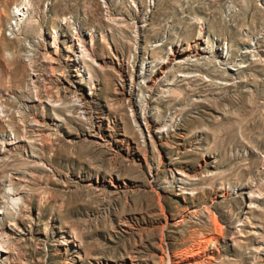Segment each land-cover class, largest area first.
Here are the masks:
<instances>
[{
	"label": "rangeland",
	"instance_id": "obj_1",
	"mask_svg": "<svg viewBox=\"0 0 264 264\" xmlns=\"http://www.w3.org/2000/svg\"><path fill=\"white\" fill-rule=\"evenodd\" d=\"M21 1L0 0V149L22 145L0 152L10 264H264V0H25L9 37ZM90 36L77 76L70 41ZM205 36L236 73L133 79Z\"/></svg>",
	"mask_w": 264,
	"mask_h": 264
},
{
	"label": "bare ground",
	"instance_id": "obj_2",
	"mask_svg": "<svg viewBox=\"0 0 264 264\" xmlns=\"http://www.w3.org/2000/svg\"><path fill=\"white\" fill-rule=\"evenodd\" d=\"M27 18H28V16H27ZM76 38H78V37H76ZM92 39L93 38L90 36L89 40L87 41L88 43L86 42V40L82 41V39H80V38L79 39H73L70 41L71 46L74 48V50L72 51V55L66 54V56L70 60V62H71L70 64L74 67L73 69L76 71L77 76H82V74L80 72V68L84 69L86 60L91 59L89 56V52L91 53L93 51V48H94ZM196 39H198V41L195 42L194 46L190 47L189 45H187L186 47L181 48V50H174V49L171 50L170 49L169 50V56H167L164 60L160 61L161 66L159 67V72L154 73L152 75V77H148V75H147V72L149 71L151 64L148 62L142 63L140 66V70L137 71L132 76L133 79H136L137 85H139V84L145 85L146 83H151L153 85L155 83V81L157 80V78H159V75L162 74L165 76V74L169 68H171L175 65H182V64H186V63H188L190 65L198 66L201 64V62L203 60L204 61L214 60L216 63L222 65L225 70H228L229 72H232V73H236L239 70V67H241V66H239V64L238 65L235 64L236 63L235 61L229 62V56H228L229 53L227 51L224 52V48L220 47L219 43L213 42V44L210 45L209 40H208V36H205L204 38L203 37H197ZM54 42H55V40H52L51 43L49 44L50 47H48V48L50 50H51V47H53L55 50H57V45L54 44ZM87 45H89V46L87 47ZM250 48H251V44L249 46L244 47L243 50L248 52L250 50ZM186 51H190V52H186ZM194 75H197V74H194ZM152 85L150 86L151 90H152ZM129 86H134V85L132 83H130ZM148 88H149V86H148ZM151 90H150V92H151ZM83 95H84V93H82V96ZM80 105L83 108V103H80ZM140 124L142 126H144L148 132H150L149 131V125L150 124H149V121L146 119L145 113L144 114L142 113L140 116ZM154 124L158 128L156 131L158 134H162L165 132L164 126L161 127V126H159V123H157L156 121H152V125H154ZM19 143H20L19 140H16V139L12 140L11 137L8 139H4L3 140V148L0 149V152L2 153L4 151L5 147L7 149H12L13 147L15 148V147H17V145ZM18 146H22V145H18ZM7 181H8L7 184L10 186L12 183L11 182L12 179L9 177ZM8 192H9L8 194H10V196H11L12 193H10L9 189H8ZM13 192H14V190H13ZM14 195H16V194H13V196L10 197V201L17 203L16 200H18L17 198H19V197H14ZM23 200H21V201H23ZM5 203H6V201H5ZM14 204H12L11 207ZM18 204L20 206L23 205V204L21 205L20 203H18ZM25 204L26 203H24V205ZM15 207H17V204ZM8 209H9V207H8ZM15 209L16 208H14V210ZM3 211L0 208V264H10L11 257H12L13 252H14L13 251L14 250V248H13L14 239L19 240L21 237V234L18 233V231L21 232V230H20L21 229V220L19 218L12 219V220H4ZM17 211H19V210H17ZM12 213H10V214L13 217V214L15 212L13 214ZM7 215H9V214H7Z\"/></svg>",
	"mask_w": 264,
	"mask_h": 264
},
{
	"label": "built area",
	"instance_id": "obj_3",
	"mask_svg": "<svg viewBox=\"0 0 264 264\" xmlns=\"http://www.w3.org/2000/svg\"><path fill=\"white\" fill-rule=\"evenodd\" d=\"M28 12V3L25 0H22L19 3H16L11 10V18L9 19L8 23L5 26V34L9 37H18L19 34V26L21 24L22 19ZM59 29V28H58ZM26 46V53H25V60L28 58V54L32 50V43L27 41L25 42ZM4 106L0 104V120L5 121L4 117ZM13 138L10 134L8 138Z\"/></svg>",
	"mask_w": 264,
	"mask_h": 264
}]
</instances>
